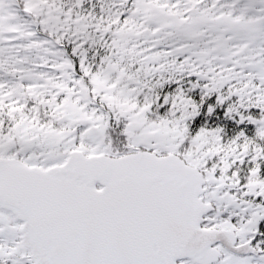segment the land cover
<instances>
[{
    "label": "snow or ice",
    "instance_id": "snow-or-ice-1",
    "mask_svg": "<svg viewBox=\"0 0 264 264\" xmlns=\"http://www.w3.org/2000/svg\"><path fill=\"white\" fill-rule=\"evenodd\" d=\"M0 264H264V0H0Z\"/></svg>",
    "mask_w": 264,
    "mask_h": 264
}]
</instances>
